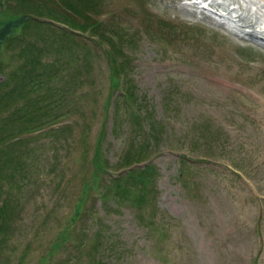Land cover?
Here are the masks:
<instances>
[{"label": "rangeland", "instance_id": "rangeland-1", "mask_svg": "<svg viewBox=\"0 0 264 264\" xmlns=\"http://www.w3.org/2000/svg\"><path fill=\"white\" fill-rule=\"evenodd\" d=\"M67 2L97 39L43 13L77 19ZM22 16L41 25L0 47V140L29 112L0 141V264H264V0H2Z\"/></svg>", "mask_w": 264, "mask_h": 264}, {"label": "trees", "instance_id": "trees-1", "mask_svg": "<svg viewBox=\"0 0 264 264\" xmlns=\"http://www.w3.org/2000/svg\"><path fill=\"white\" fill-rule=\"evenodd\" d=\"M87 4H89V8H91L93 5H91L89 2H86ZM84 3H81L79 5V7L75 6L74 4H71L69 2H67V6L70 7V10L72 9L74 12V15L77 16V19H75L73 16L70 15V13L66 14L65 12H60L55 6V4L51 5V4H44V10L43 13L45 12V14L47 15L48 19L49 18H53V19H58L59 17H61L64 21L66 20L68 23L71 24L72 28L74 31H79L81 34H87L92 32V36L96 37V39L99 36L98 33V29H99V25L98 22H95L92 20L90 14L88 13V9L87 8H82L81 6ZM68 9V8H66ZM60 18V19H61ZM28 21V22H35L41 25L40 22L35 21L32 18H29L28 16H22L19 18H8L4 21H0V47L2 46V44H4L5 42H9V41H13L15 38V33L18 32V34L24 36L25 35V29L28 27L29 24H27L25 26V22L23 21ZM44 25H46L47 27H49V29L60 33V35H64V36H68V37H73L74 34L68 33L66 32V30L61 29V28H57L56 26H54L53 24L46 22L44 23ZM106 60L108 61V66H109V74H110V79H111V89L116 87H120V80L117 78V73L119 72V64L118 62H116V57L113 56V54L109 53V52H105L104 53ZM34 63L32 62V66ZM37 65V62H35V66ZM34 66V67H35ZM25 69V68H24ZM31 70V69H30ZM33 71V70H31ZM27 71L28 75H33L32 72ZM34 77H38L37 75H33ZM21 85V89L20 90V95L23 99L26 97L24 96V94H22V91H31L35 92L36 89L38 88L37 85L34 84V82H27L24 84H20ZM28 105L24 106V108H27ZM24 108H21L19 112H24L23 110H25ZM3 109H5L4 107H0V111H2ZM19 112L15 113V115L13 116L14 119H11V121L13 120V122L10 124L11 126L8 128V133L5 134V136L2 137V140H6L8 138L13 137L16 133H14L17 130V134H22L24 132L27 131V129L24 128L25 125H28V121L29 118L27 116V113L29 112H24L22 114H19ZM32 113V111H31ZM27 120V122H23L24 124H20L18 123L20 120ZM16 124V125H15ZM20 124V125H19ZM4 125H7V123H4ZM15 126V128H14ZM17 126L19 128H17ZM27 127V126H25ZM1 134V133H0ZM1 158V157H0ZM2 161V159H1ZM7 161L9 162L10 159L8 158H4V160L2 162H0V172L2 170V166L3 164H6ZM127 175H130L131 173V177H133L134 179H136V181H138V185L132 190H129V192L132 194V192L135 190V193H133V199L131 200V202L137 206H141L142 203H144V197L145 195L148 194V190H147V186L149 184H151L153 182V175H154V169L151 166H143V168H141L140 166H135L132 169L127 170ZM136 171V172H134ZM114 180H118V177H116V179ZM120 182H117V185H120ZM135 185V184H134ZM2 187H0V191H1ZM124 193H126V190L124 191ZM3 211V210H2ZM2 213V212H1ZM78 214V212H77ZM96 261V260H95ZM95 264L99 263V260H97L96 262H94Z\"/></svg>", "mask_w": 264, "mask_h": 264}, {"label": "water", "instance_id": "water-1", "mask_svg": "<svg viewBox=\"0 0 264 264\" xmlns=\"http://www.w3.org/2000/svg\"><path fill=\"white\" fill-rule=\"evenodd\" d=\"M0 2H1V0H0ZM2 78L1 79H3V76H1Z\"/></svg>", "mask_w": 264, "mask_h": 264}]
</instances>
